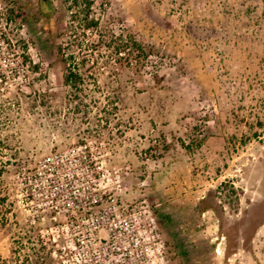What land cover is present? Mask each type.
I'll return each instance as SVG.
<instances>
[{"label":"rangeland","instance_id":"374dc122","mask_svg":"<svg viewBox=\"0 0 264 264\" xmlns=\"http://www.w3.org/2000/svg\"><path fill=\"white\" fill-rule=\"evenodd\" d=\"M91 1L146 55L74 89L80 6L0 0V264H264V0Z\"/></svg>","mask_w":264,"mask_h":264},{"label":"trees","instance_id":"16d2710c","mask_svg":"<svg viewBox=\"0 0 264 264\" xmlns=\"http://www.w3.org/2000/svg\"><path fill=\"white\" fill-rule=\"evenodd\" d=\"M71 1L76 5V9L80 6V10L70 13L71 21L68 24V29L71 36L68 37V41L64 46H59V54L63 58V82L65 86L76 89L83 85L86 79H92L95 82L91 74L90 76L89 74H85L84 76L82 73V70L85 68L86 57L95 50L112 51L113 55L118 56V60L120 61L122 57L121 53H124L128 49V56L124 59L127 63H134L135 65L140 63L141 57H145L144 50L133 36L126 34L115 37L111 33L112 29L102 26L98 19L91 17L93 5L91 0ZM76 55H81V59L77 60ZM110 57L111 54L107 55V60ZM3 171V168H0V177ZM208 207H210L208 204L203 205L202 210H207Z\"/></svg>","mask_w":264,"mask_h":264},{"label":"built area","instance_id":"2783aa9c","mask_svg":"<svg viewBox=\"0 0 264 264\" xmlns=\"http://www.w3.org/2000/svg\"><path fill=\"white\" fill-rule=\"evenodd\" d=\"M80 171L83 172L88 178H91V179L93 178V179H94V175H93V173H92V170L89 169V167L84 166L83 168L80 169ZM75 175H76V174H75ZM76 176H77V175H76ZM108 176H109V175H108ZM108 176H105V177L107 178ZM71 177H73L72 174H71ZM102 177H104V174H102Z\"/></svg>","mask_w":264,"mask_h":264}]
</instances>
